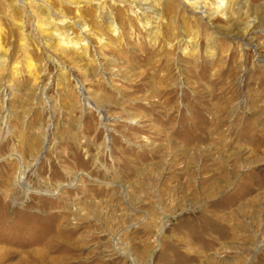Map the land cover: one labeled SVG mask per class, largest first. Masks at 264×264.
Segmentation results:
<instances>
[{
  "label": "rangeland",
  "instance_id": "1",
  "mask_svg": "<svg viewBox=\"0 0 264 264\" xmlns=\"http://www.w3.org/2000/svg\"><path fill=\"white\" fill-rule=\"evenodd\" d=\"M225 1L0 0V264H264V0Z\"/></svg>",
  "mask_w": 264,
  "mask_h": 264
},
{
  "label": "bare ground",
  "instance_id": "2",
  "mask_svg": "<svg viewBox=\"0 0 264 264\" xmlns=\"http://www.w3.org/2000/svg\"><path fill=\"white\" fill-rule=\"evenodd\" d=\"M222 1H224V0H217V2H216V3L218 4L217 6L219 7V8H218V11H222V9H223L222 6L224 5V7H225V5H227V4H226V3H227L226 1H225V3H223ZM220 3H221V4L223 3V4L220 5ZM202 7H203V6H202ZM145 9H146V8H145ZM146 11H147V10H144V11H141V12L144 13V12H146ZM203 11H205V10H203ZM223 11H224V10H223ZM147 12H148V11H147ZM205 12H206V11H205ZM214 13H215V11H209V12H208V16H212V15H214ZM22 168H23V167H22ZM21 174H22V170L19 171V174H18L19 179H20V177H21ZM19 179H18V181L21 182V180H19Z\"/></svg>",
  "mask_w": 264,
  "mask_h": 264
}]
</instances>
